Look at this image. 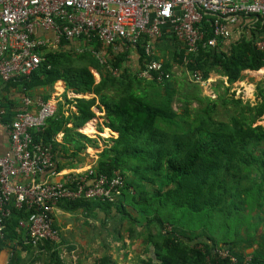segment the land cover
<instances>
[{
	"label": "trees",
	"instance_id": "obj_1",
	"mask_svg": "<svg viewBox=\"0 0 264 264\" xmlns=\"http://www.w3.org/2000/svg\"><path fill=\"white\" fill-rule=\"evenodd\" d=\"M211 19L204 15L202 25L207 32L197 50L188 53L181 43L175 60L188 73L199 70L204 79L211 73L219 75L212 85L214 99L201 93L200 84L186 78L191 89L180 94L177 101L181 104L174 108L180 83L168 62L162 64L171 73L169 79L158 82L140 77L147 59L143 48L147 37L135 45V70L127 65L126 44L115 51L96 37L88 41L62 38L55 49L43 50L44 59L30 74L1 84L0 96L7 109L3 122L16 112L5 93L9 88H15L20 98L27 95L45 100L54 83L61 80L66 89L91 95L74 97V109L67 113L65 104L70 100L60 101L44 128L30 133L34 141L51 144L56 161L60 145L63 151L71 148L73 154L86 144L97 146L94 138L76 129L95 117L94 108L104 112V126L117 136L98 153L92 169L96 175L108 176L118 171L124 181L120 195L114 201L64 199L56 206L67 212L114 208L134 221H144L145 250L150 254L139 264H245L247 255V264H264V232L256 231L264 224V126L258 123L264 114V80L256 86L253 104L231 91L244 70L264 69V50L256 46V41L264 39V18L254 22L240 18L230 25L229 38L217 39L213 47L202 44L211 36ZM91 50L104 51L107 63L101 64ZM39 88L42 92L37 93ZM218 105L234 111L226 119L217 118ZM59 132L63 133L62 143L56 141ZM55 168L59 170L57 161ZM125 203L137 211L135 217L122 209ZM251 212L258 218L248 224L254 230L241 232V219ZM28 214L26 208L11 207L3 219L0 246L17 239L20 249L33 257L44 254L47 264H63L58 254L60 241L45 240L37 252L24 242L27 231L22 235L19 221ZM249 247L253 251L246 253ZM220 248L227 249L236 263L220 257L216 251ZM17 262L14 258L8 264ZM93 264L115 263L105 254Z\"/></svg>",
	"mask_w": 264,
	"mask_h": 264
},
{
	"label": "built area",
	"instance_id": "obj_2",
	"mask_svg": "<svg viewBox=\"0 0 264 264\" xmlns=\"http://www.w3.org/2000/svg\"><path fill=\"white\" fill-rule=\"evenodd\" d=\"M205 14L212 17L211 36L202 44L213 47L217 39L229 38L230 25L240 18H264V0H0V88L3 82L35 70L44 59L43 50L55 49L62 38L88 41L96 37L103 45L120 51L123 44L135 47L147 37L143 44L147 59L138 75L161 82L171 73L154 58L151 39L160 37L163 28L169 26L186 52H195L207 32L202 25ZM256 46L264 50V39L256 41ZM91 52L101 64L107 63L104 51ZM113 72L117 74V70ZM188 76L203 86L208 82L199 70ZM236 82L231 91L242 98L245 91ZM55 111V101L24 95L11 120L3 122L7 109L0 96V122L8 139L7 151L0 154V239L3 219L11 207L26 208L29 214L19 224L25 225L24 242L35 252L45 240H60L54 223L58 201H114L124 185L118 171L108 176L96 175L92 165L75 171L55 168L51 144L34 141L30 133L42 130ZM216 251L236 263L227 249ZM249 259L247 255L243 262L247 264Z\"/></svg>",
	"mask_w": 264,
	"mask_h": 264
},
{
	"label": "rangeland",
	"instance_id": "obj_3",
	"mask_svg": "<svg viewBox=\"0 0 264 264\" xmlns=\"http://www.w3.org/2000/svg\"><path fill=\"white\" fill-rule=\"evenodd\" d=\"M236 35V33H233V36ZM172 73L180 83L176 86V96H174V108H177L181 104L177 101L178 97L181 96L180 94L185 90L189 91L191 88L186 84V78H189V76L185 66L179 65L178 70ZM212 76H215V73H211V78ZM256 79V82L259 81L258 78ZM259 79L264 80V72L259 74ZM212 84H214V81L211 82V89L214 91ZM244 91L245 94L242 93V99L250 101L252 104L255 103L257 100L255 85L253 89ZM201 93L203 95L210 93L208 96L211 95L210 97L214 99L211 91L205 94L202 89ZM192 106H196V102ZM233 111L234 109L230 106L218 105L217 118L226 119L228 114ZM258 123L264 126V114ZM95 155L98 157L97 153ZM123 207L122 209L129 211L132 217L137 215V211L131 205L125 203ZM71 214L69 216L71 219L66 214L62 216L63 219L68 217L72 221L71 230L64 232L63 239L59 243L58 254L63 264H93L105 254H108L115 264H139L142 257L150 254V251L145 250L147 235L144 233V221H134L123 212H117L114 208L109 211L94 208L91 212L79 209ZM261 216L264 219V214L261 213ZM255 219L258 220L255 217V212H251L246 218L241 219L239 230L241 232L247 230L252 232L254 228L252 230L248 224L253 225L257 221ZM261 229L264 232V224L262 223L257 226L256 231H261ZM44 256V254H41L39 258ZM40 260L43 261V259Z\"/></svg>",
	"mask_w": 264,
	"mask_h": 264
},
{
	"label": "crops",
	"instance_id": "obj_4",
	"mask_svg": "<svg viewBox=\"0 0 264 264\" xmlns=\"http://www.w3.org/2000/svg\"><path fill=\"white\" fill-rule=\"evenodd\" d=\"M249 21L254 22L253 19H249ZM239 22L240 21H238L237 23ZM150 43L154 55L157 57V59L162 61V63L168 62L169 64H171V68H170L171 72L178 70V66L180 64L175 60V53L179 50L181 43L174 38V35L171 32L169 26L164 27L162 35L158 38H152ZM127 50H128L127 65L132 70H135L137 68V62H138L137 61L138 53L136 51V48L132 46H127ZM92 72L95 76V79L98 80L99 79L98 74L94 70ZM262 72H264L263 68L259 70H244L242 72V77L239 80H237V82L235 81L237 83L236 86L239 85L238 87L242 90V92L246 89H253L254 85L256 87L257 84L262 81L259 79V74H261ZM219 78L221 77L217 74H215V76H212V78L210 75V77L208 78V82H206L204 86L201 85L203 89V93L206 94L209 93V91L213 93L211 89V82ZM256 78H258L259 81L256 82L257 80ZM55 83H57V81ZM55 83L47 99L55 101L56 106L60 101L64 103L66 102L65 99L70 100L65 104V109H66L65 113H67V109L69 108L74 109L72 103V99L74 97L91 96L90 94H76L71 89H66L64 83L61 80H58V83L56 85ZM262 87L264 88V83ZM15 91H16L15 88H9L7 91L5 90V93L9 97L10 101L14 102V105L11 107L14 110L19 109L21 105V98L17 95ZM40 92H42V88H39L37 93ZM94 111H95V117L89 120L88 122H86L82 127L77 128L76 130L90 138L94 137V139L97 142V146L95 147L90 144H86L81 151H79L77 154H73L71 148H68L67 151H63L61 150L62 148L60 145L59 150L57 151V160H56L60 171L81 170L89 165H92L95 159L97 158V155L95 154L96 153L98 154L99 151H101L103 147H105L106 145L111 144L112 139L117 136V133L115 131L104 126L103 124L104 112L98 110L97 108H94ZM86 127H88L89 130H86L85 129ZM62 137H63V133L59 132L56 135V141L62 143ZM7 149H8L7 135L0 122V154L6 152ZM71 213L73 212L64 211L57 206L54 210V223L60 232L59 241L63 239V235L66 230H71L70 228L72 221L69 220L71 219L69 217L72 215ZM64 214H66V216H68L69 219L68 217H65L63 219L62 216ZM21 229H22L21 230L22 235L25 234L26 231L25 225H21ZM14 249L16 250L15 251L16 254L13 253ZM245 251L246 253H250L251 251H253V247H249ZM11 258L17 259L18 264H47V262H49V259L46 256L42 258H35L25 250H21L17 239L7 240L0 246V264H8V262L10 263V260H12ZM39 259H43L44 263L41 260L39 261Z\"/></svg>",
	"mask_w": 264,
	"mask_h": 264
},
{
	"label": "bare ground",
	"instance_id": "obj_5",
	"mask_svg": "<svg viewBox=\"0 0 264 264\" xmlns=\"http://www.w3.org/2000/svg\"><path fill=\"white\" fill-rule=\"evenodd\" d=\"M85 129H86V130H89V128H88V127H86Z\"/></svg>",
	"mask_w": 264,
	"mask_h": 264
}]
</instances>
